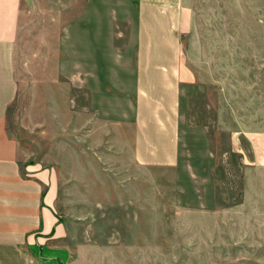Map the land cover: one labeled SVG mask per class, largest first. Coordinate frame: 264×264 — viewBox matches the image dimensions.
Wrapping results in <instances>:
<instances>
[{"label": "rangeland", "instance_id": "rangeland-1", "mask_svg": "<svg viewBox=\"0 0 264 264\" xmlns=\"http://www.w3.org/2000/svg\"><path fill=\"white\" fill-rule=\"evenodd\" d=\"M179 157L131 160L138 0H22L8 133L55 167L83 264H264V0H185ZM187 70V71H186Z\"/></svg>", "mask_w": 264, "mask_h": 264}, {"label": "crops", "instance_id": "crops-1", "mask_svg": "<svg viewBox=\"0 0 264 264\" xmlns=\"http://www.w3.org/2000/svg\"><path fill=\"white\" fill-rule=\"evenodd\" d=\"M133 116L114 125L143 169H174L179 157L182 37L190 29L185 0H138ZM22 0H0V264H83L85 246L71 250L70 228L56 212L55 167L32 161L8 133L18 98L15 50ZM187 71V70H186ZM253 164L264 168V132L250 130Z\"/></svg>", "mask_w": 264, "mask_h": 264}]
</instances>
